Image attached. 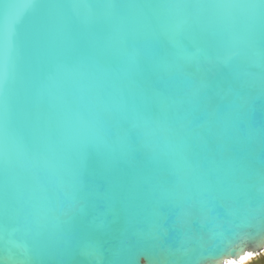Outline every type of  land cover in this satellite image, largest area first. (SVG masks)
I'll return each instance as SVG.
<instances>
[{
  "label": "water",
  "instance_id": "1",
  "mask_svg": "<svg viewBox=\"0 0 264 264\" xmlns=\"http://www.w3.org/2000/svg\"><path fill=\"white\" fill-rule=\"evenodd\" d=\"M264 254V3L0 0V264Z\"/></svg>",
  "mask_w": 264,
  "mask_h": 264
},
{
  "label": "snow or ice",
  "instance_id": "2",
  "mask_svg": "<svg viewBox=\"0 0 264 264\" xmlns=\"http://www.w3.org/2000/svg\"><path fill=\"white\" fill-rule=\"evenodd\" d=\"M261 3H264V0H260ZM24 3L26 5L31 4V0H24ZM251 254L250 253H244L240 255L238 260H227L224 262V264H244V262L249 258Z\"/></svg>",
  "mask_w": 264,
  "mask_h": 264
},
{
  "label": "rangeland",
  "instance_id": "3",
  "mask_svg": "<svg viewBox=\"0 0 264 264\" xmlns=\"http://www.w3.org/2000/svg\"><path fill=\"white\" fill-rule=\"evenodd\" d=\"M246 264H264V254L259 257H252Z\"/></svg>",
  "mask_w": 264,
  "mask_h": 264
},
{
  "label": "bare ground",
  "instance_id": "4",
  "mask_svg": "<svg viewBox=\"0 0 264 264\" xmlns=\"http://www.w3.org/2000/svg\"><path fill=\"white\" fill-rule=\"evenodd\" d=\"M252 257H254V256H249V258L244 262V264H246L249 260H251Z\"/></svg>",
  "mask_w": 264,
  "mask_h": 264
}]
</instances>
